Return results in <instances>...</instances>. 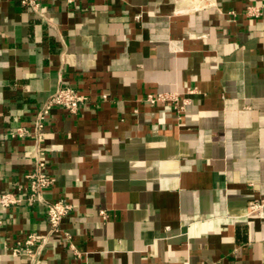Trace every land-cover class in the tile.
I'll return each mask as SVG.
<instances>
[{
    "label": "crops",
    "instance_id": "0c3cea01",
    "mask_svg": "<svg viewBox=\"0 0 264 264\" xmlns=\"http://www.w3.org/2000/svg\"><path fill=\"white\" fill-rule=\"evenodd\" d=\"M264 0H0V192L24 187L35 111L59 86L89 98L53 108L41 132L51 188L72 211L37 264H264ZM194 89L187 94V89ZM177 92L182 111L148 94ZM107 94L109 99L101 101ZM99 210H106L102 220ZM41 204L0 208V264L45 234Z\"/></svg>",
    "mask_w": 264,
    "mask_h": 264
},
{
    "label": "built area",
    "instance_id": "2783aa9c",
    "mask_svg": "<svg viewBox=\"0 0 264 264\" xmlns=\"http://www.w3.org/2000/svg\"><path fill=\"white\" fill-rule=\"evenodd\" d=\"M67 5L72 4L75 0H64ZM23 6L29 7L34 12H38L42 0H21ZM264 14V4L249 5L244 10V15L248 18H258ZM194 89H187L186 93H193ZM177 92H162L158 94H148L144 101L149 104L157 102L173 103V107L182 111L186 100L179 101ZM109 99L107 94L100 96L101 101ZM89 103V98L81 94L78 89L70 86H59L47 100L34 113L32 120V132L30 133L24 127H18L14 130H8L7 136L11 139H21L31 135L35 148V156L31 169L24 175L26 185L17 188L16 192H0V208L6 209L15 205L34 203L41 204L45 220L47 222V232L45 234L28 233L22 240L16 241L11 247L10 252L13 256H23L29 264H37L43 250L52 235H58L61 239L69 241L70 235L62 230L61 222L72 211V205L64 199L48 201L43 197V192L53 185V178L50 174L45 153L41 148L42 135L41 132L48 124V120L53 108H62L70 115H76L84 106ZM264 200L249 202L247 207V215L256 218L263 216ZM102 220L108 218L106 210L98 212ZM87 264V263H83Z\"/></svg>",
    "mask_w": 264,
    "mask_h": 264
}]
</instances>
